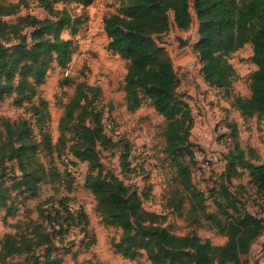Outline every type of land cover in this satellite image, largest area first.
<instances>
[{
	"label": "rangeland",
	"instance_id": "obj_1",
	"mask_svg": "<svg viewBox=\"0 0 264 264\" xmlns=\"http://www.w3.org/2000/svg\"><path fill=\"white\" fill-rule=\"evenodd\" d=\"M125 2L57 1L52 3L53 11L48 12L38 0H0L2 4L18 5L15 13L0 14V44L9 53L20 45L32 43L29 34L35 25L18 20L24 15L38 20H57L61 18L57 11L65 10L70 24L59 33L62 38L73 40V52L66 66L61 67L53 57L44 55L48 67L34 95L17 100V95L10 93L0 100V187L8 193L5 204L0 207V237L21 235L32 237L35 243L25 251L0 259V264H44L46 255L59 258L55 264H151L142 248L134 257L117 250L115 244L122 230L104 220L97 198L85 186L89 172L98 173L105 182L111 175L115 176L135 189L141 198V207L154 213L150 218H154L155 224L173 234L197 235L213 244L227 240L211 219L193 216L190 204L180 192L179 177L164 152L165 120L149 98L141 93L140 106L135 110L127 108L123 83L128 60L111 48L107 30L109 26H115L118 31L131 29L133 23L122 12ZM188 10L192 20L186 29H180L174 23L173 10L167 9L169 27L154 34L153 39L170 57L178 78L176 94L187 101L193 117L189 133L193 150V159L189 162L191 180L204 193L206 211L222 221L225 220L222 209L235 212V206L239 211L247 210L263 217L264 196L256 192L247 171L238 165L239 150L243 159L264 164V112L244 118L234 104L237 96L250 94L251 72L256 67L251 60V44L230 54L235 77L229 86L207 84L193 49L198 40L193 0L188 1ZM17 80L14 70L11 82L15 85ZM78 81L99 86L100 92L92 105L99 112L102 131L111 142L96 146L102 163L100 170L94 168L88 172V162L73 156L76 170L69 174L55 144L61 133L60 120L68 116L65 104ZM3 82L1 77L0 83ZM41 100L46 104L45 128L53 145L49 154L42 145L32 111V106H40ZM70 118L71 122L63 129L66 138L75 132L77 117L73 114ZM19 120L26 121L30 136L38 143L36 157L44 163L45 170L50 166L57 170L53 180L46 176L39 182L34 194L12 187L20 178V164L25 161L12 154L10 147L18 148L21 142L18 131L10 135L5 123L15 124ZM84 121L92 122L93 116ZM227 159L233 162L228 174L234 173L230 178L222 175ZM235 172L241 174L235 175ZM221 184L226 186L228 196L221 191ZM178 199L182 202L175 208L174 200ZM67 200L76 202L81 211L68 210ZM256 252L246 256L250 264H259Z\"/></svg>",
	"mask_w": 264,
	"mask_h": 264
},
{
	"label": "trees",
	"instance_id": "obj_2",
	"mask_svg": "<svg viewBox=\"0 0 264 264\" xmlns=\"http://www.w3.org/2000/svg\"><path fill=\"white\" fill-rule=\"evenodd\" d=\"M57 1L65 0H38L48 12L53 11L52 3ZM188 1L126 0L122 12L133 23L131 29L118 31L115 26H109L107 30L111 36V48L128 60L123 83L127 108L137 109L143 93L164 118V152L179 177L181 194L190 204L193 216L211 219L219 231L227 236L226 242L213 244L197 235L171 233L165 227L155 224L154 218H150L154 213L141 207V198L135 189L126 186L115 176L111 175L105 182L98 173L93 175L89 172L102 167L96 146L111 142L102 131L99 112L97 114L92 105L93 99L100 92L99 86L84 81L76 82L74 92L64 107L68 116L75 114L77 117L75 132L70 138H66L63 129L67 128L72 119L68 116L61 118V133L55 146L61 151V156L68 152L72 157L88 162L89 173L85 186L97 198L104 220L121 228L122 234L115 245L123 255L134 257L142 248L151 264H250L246 256L261 235L264 217H258L247 210L239 211L235 206V212L222 209L221 213L225 215V220L222 221L206 211L204 193L191 180L189 162L193 159V150L189 133L193 117L189 104L177 96L175 90L178 78L171 59L153 39L154 34L168 29L166 11L169 8L173 10V20L178 28L186 29L189 26L192 19ZM17 6L15 3H0V14H13L17 11ZM193 7L198 19V40L193 49L198 54L204 81L216 87L229 86L235 77V68L229 56L250 43L251 60L256 66L251 72L250 94L237 96L234 104L244 118L261 115L264 112V0H193ZM57 12L61 14V18L57 20H38L30 15L19 17V21L35 25L29 34L32 40L30 46L20 45L9 53L0 44V78L4 77V82L0 83V100L10 93H15L17 100L35 94L36 85L43 81L48 67L45 54L53 57L61 67L67 65L73 52V40L62 38L59 31L65 25L69 26L70 22L65 18V10ZM14 70L18 75L15 85L11 82ZM32 111L42 145L49 154L53 145L45 128V102L41 100L40 106L33 105ZM89 115L93 116V121L86 123L84 120ZM5 126L11 131L10 135L18 131L20 146L9 147L18 160L25 161L21 162L20 178L13 182L12 187L34 194L39 182L46 176L53 180L57 176V170L50 166L46 171L44 163L37 159L38 143L30 136L25 120H19L15 124L6 122ZM242 157V151L239 150V167L247 171L256 192L264 196V164ZM232 163V160L227 159L223 176H233L234 172L228 174ZM240 174L241 172H235V175ZM221 191L224 195H229L224 184H221ZM7 197V189L0 187V207L5 204ZM181 202L180 199L174 200L173 206L180 207ZM68 203L67 200L69 210ZM78 211H81V207L75 212ZM33 244L32 237L18 235L17 238L6 234L0 237V259L25 251ZM45 259L44 264L59 261V258H51L49 255Z\"/></svg>",
	"mask_w": 264,
	"mask_h": 264
},
{
	"label": "built area",
	"instance_id": "obj_3",
	"mask_svg": "<svg viewBox=\"0 0 264 264\" xmlns=\"http://www.w3.org/2000/svg\"><path fill=\"white\" fill-rule=\"evenodd\" d=\"M61 160H62V164L64 166V168L67 170V171H70L72 173L75 172L76 168H75V165L73 163V157L71 156V154H69L68 152H65L62 154L61 156ZM68 208L69 210H71L72 212H75L76 210H78L79 208V205L74 202V201H69L68 203ZM264 217V216H263ZM260 237L262 238V240L264 241V228L262 229V232H261V235Z\"/></svg>",
	"mask_w": 264,
	"mask_h": 264
},
{
	"label": "crops",
	"instance_id": "obj_4",
	"mask_svg": "<svg viewBox=\"0 0 264 264\" xmlns=\"http://www.w3.org/2000/svg\"><path fill=\"white\" fill-rule=\"evenodd\" d=\"M252 251H257V256L259 257V264H261L264 261V241L262 238L259 236L258 239L252 244L251 249ZM249 252V253H250Z\"/></svg>",
	"mask_w": 264,
	"mask_h": 264
},
{
	"label": "water",
	"instance_id": "obj_5",
	"mask_svg": "<svg viewBox=\"0 0 264 264\" xmlns=\"http://www.w3.org/2000/svg\"><path fill=\"white\" fill-rule=\"evenodd\" d=\"M180 43L182 44V41L180 40Z\"/></svg>",
	"mask_w": 264,
	"mask_h": 264
}]
</instances>
